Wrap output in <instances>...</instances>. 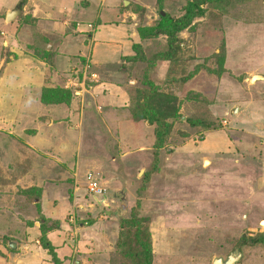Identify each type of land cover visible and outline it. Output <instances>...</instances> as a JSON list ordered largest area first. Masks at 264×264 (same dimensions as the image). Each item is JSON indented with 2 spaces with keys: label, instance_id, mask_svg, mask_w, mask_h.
Segmentation results:
<instances>
[{
  "label": "rangeland",
  "instance_id": "374dc122",
  "mask_svg": "<svg viewBox=\"0 0 264 264\" xmlns=\"http://www.w3.org/2000/svg\"><path fill=\"white\" fill-rule=\"evenodd\" d=\"M20 2L0 0V264H132L134 209L152 264H264V2L203 6L172 63L141 31L191 0ZM149 87L171 129L157 154L132 114Z\"/></svg>",
  "mask_w": 264,
  "mask_h": 264
},
{
  "label": "trees",
  "instance_id": "16d2710c",
  "mask_svg": "<svg viewBox=\"0 0 264 264\" xmlns=\"http://www.w3.org/2000/svg\"><path fill=\"white\" fill-rule=\"evenodd\" d=\"M28 0H21L19 3V9L26 5ZM221 0H191L188 4L185 14L178 20H173L170 16L161 17L160 22L157 26L153 28H146L144 31H141V35L144 37H152V35H164L167 37L168 49L165 52L159 53L154 57V62H170L172 63L177 56V53L181 50V43L178 37V34L185 30L188 26L191 25L192 21L196 16L203 14V6H206L208 3H215ZM264 2V0H261ZM139 44H134V50H140ZM141 55V54H140ZM137 56V55H136ZM132 60H136L134 57ZM152 67L149 69L151 70ZM148 71H146V75ZM149 86H152L151 83H148ZM157 94L153 87H149L145 90L142 95L140 103L134 108L132 114L136 121H146L151 126H155V143L154 149H156V154L160 151L167 142V138L171 132L170 126L167 124V115H161L159 110L151 103L153 97ZM202 127L206 130H210L212 126L210 124L201 123ZM155 160V165H157ZM149 175H145V180H149ZM29 195V193H28ZM26 195V196H28ZM30 196H34L31 195ZM38 199V196H37ZM33 199H30L29 202H32ZM133 218L131 222H127L126 231L122 234L126 236L123 243V253L126 254V258L132 261V264H152L153 261V250L151 238L148 232L143 228L140 219L137 217L136 210H132ZM44 217H40V222L44 220ZM130 225V227H128ZM43 235H45V224L41 226ZM45 238V236H44ZM256 240V239H255ZM44 241V240H43ZM259 242V241H257ZM45 245H48L47 248L52 254L54 253V248L51 243L45 238Z\"/></svg>",
  "mask_w": 264,
  "mask_h": 264
},
{
  "label": "water",
  "instance_id": "95a60500",
  "mask_svg": "<svg viewBox=\"0 0 264 264\" xmlns=\"http://www.w3.org/2000/svg\"><path fill=\"white\" fill-rule=\"evenodd\" d=\"M128 2H125L127 5ZM15 13H10L7 17V20H11L12 18H15ZM252 80H264V77L261 76H255ZM242 258V253L239 251L234 252L230 255V257L227 260H223L222 258H218L214 260V264H238Z\"/></svg>",
  "mask_w": 264,
  "mask_h": 264
},
{
  "label": "built area",
  "instance_id": "2783aa9c",
  "mask_svg": "<svg viewBox=\"0 0 264 264\" xmlns=\"http://www.w3.org/2000/svg\"><path fill=\"white\" fill-rule=\"evenodd\" d=\"M91 27V26H89ZM88 194L92 196L93 198L95 197H105L106 190L99 184V181L93 178L91 175L88 176Z\"/></svg>",
  "mask_w": 264,
  "mask_h": 264
},
{
  "label": "crops",
  "instance_id": "0c3cea01",
  "mask_svg": "<svg viewBox=\"0 0 264 264\" xmlns=\"http://www.w3.org/2000/svg\"><path fill=\"white\" fill-rule=\"evenodd\" d=\"M98 26H100V24L98 25ZM109 33H111V34H109V35H112L113 34V31H109ZM96 34V33H95ZM125 37V36H124ZM95 38H96V36H95ZM107 40V39H106ZM109 40L110 39H108V43L109 44H106V45H104V49H106L104 52H107V53H105V54H110V56L111 55H113L116 51H118V50H116L117 49V47H115V46H113L114 45V43H111V42H109ZM113 44V45H112ZM99 50H101V48L99 49ZM103 52V53H104ZM109 58H111V57H108L107 59H109ZM98 65V64H97ZM97 67V66H96ZM115 86V85H114Z\"/></svg>",
  "mask_w": 264,
  "mask_h": 264
},
{
  "label": "flooded vegetation",
  "instance_id": "af4514ba",
  "mask_svg": "<svg viewBox=\"0 0 264 264\" xmlns=\"http://www.w3.org/2000/svg\"><path fill=\"white\" fill-rule=\"evenodd\" d=\"M236 251H239L240 252V249L239 248H237L234 252H236ZM241 253V252H240ZM233 254V253H232Z\"/></svg>",
  "mask_w": 264,
  "mask_h": 264
},
{
  "label": "bare ground",
  "instance_id": "6f19581e",
  "mask_svg": "<svg viewBox=\"0 0 264 264\" xmlns=\"http://www.w3.org/2000/svg\"><path fill=\"white\" fill-rule=\"evenodd\" d=\"M254 81V80H253ZM263 224H264V222H263Z\"/></svg>",
  "mask_w": 264,
  "mask_h": 264
}]
</instances>
